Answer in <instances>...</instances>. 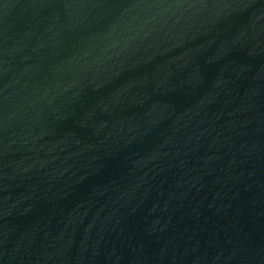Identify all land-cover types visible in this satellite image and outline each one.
<instances>
[{"label":"water","instance_id":"95a60500","mask_svg":"<svg viewBox=\"0 0 264 264\" xmlns=\"http://www.w3.org/2000/svg\"><path fill=\"white\" fill-rule=\"evenodd\" d=\"M0 264H264V0H0Z\"/></svg>","mask_w":264,"mask_h":264}]
</instances>
